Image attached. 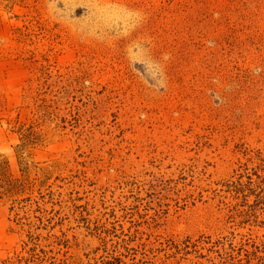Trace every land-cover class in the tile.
<instances>
[{
  "label": "rangeland",
  "instance_id": "rangeland-1",
  "mask_svg": "<svg viewBox=\"0 0 264 264\" xmlns=\"http://www.w3.org/2000/svg\"><path fill=\"white\" fill-rule=\"evenodd\" d=\"M0 264H264V0H0Z\"/></svg>",
  "mask_w": 264,
  "mask_h": 264
}]
</instances>
